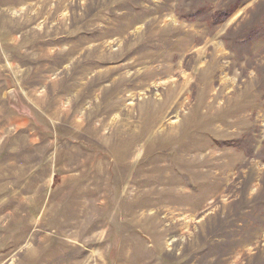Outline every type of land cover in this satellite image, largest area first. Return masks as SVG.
<instances>
[{"label":"rangeland","instance_id":"374dc122","mask_svg":"<svg viewBox=\"0 0 264 264\" xmlns=\"http://www.w3.org/2000/svg\"><path fill=\"white\" fill-rule=\"evenodd\" d=\"M0 264H264V0H0Z\"/></svg>","mask_w":264,"mask_h":264}]
</instances>
